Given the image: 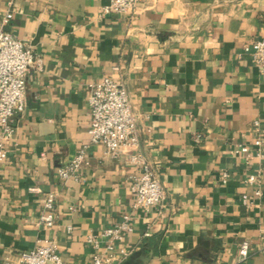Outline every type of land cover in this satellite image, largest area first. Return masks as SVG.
Returning a JSON list of instances; mask_svg holds the SVG:
<instances>
[{
    "label": "crops",
    "instance_id": "0c3cea01",
    "mask_svg": "<svg viewBox=\"0 0 264 264\" xmlns=\"http://www.w3.org/2000/svg\"><path fill=\"white\" fill-rule=\"evenodd\" d=\"M107 3L12 0L4 29L37 62L0 162V261L52 240L64 264H92L88 236L105 251L101 232L129 216L114 264L140 252L147 264H232L243 241L244 264H264V176L251 145L254 121L264 132V70L243 51L264 39V0H139L132 17L103 15ZM104 77L128 92L143 155L165 189L160 207L133 208L138 169L125 149L112 158L89 144L88 85ZM84 146L78 179L60 180ZM241 146L249 152L236 153ZM46 194L50 226L40 223Z\"/></svg>",
    "mask_w": 264,
    "mask_h": 264
},
{
    "label": "built area",
    "instance_id": "2783aa9c",
    "mask_svg": "<svg viewBox=\"0 0 264 264\" xmlns=\"http://www.w3.org/2000/svg\"><path fill=\"white\" fill-rule=\"evenodd\" d=\"M139 0H108L102 7V14H135ZM3 17L0 20V162L7 156L6 143L14 133V120L17 114L25 109L26 77L36 64V56L29 44L23 43L4 29L13 17L12 0L7 2ZM251 61L261 70H264V39L252 42L243 47ZM87 106L89 109V144L101 145L104 153L112 158H118L122 150L126 151L127 162L138 169L133 177L131 192L135 197L133 208L148 211L153 207H160L165 199V189L156 172L147 163L141 148L139 129L136 115L129 100L128 92L121 83H116L108 77L88 85ZM254 137L251 145L253 156L261 163L264 176V132L259 128V122L252 124ZM87 146L79 149L75 157L66 165L60 167L57 175L60 180L78 179V172L85 161ZM248 153L247 146H241L236 153ZM252 158L251 154L246 156ZM229 175L222 173L219 182L224 185ZM247 183H254V177H248ZM259 183V181H258ZM31 193L39 192L36 187L28 189ZM257 196L260 190L255 192ZM242 203L247 204L248 198L242 196ZM54 195L46 194L43 199V211L40 223L50 226L54 221ZM131 232V218L123 216L120 223L104 229L100 236L107 239L105 251L100 250L99 242L94 236H88L87 242L95 250L92 264H114L119 259L114 252L115 243L122 239L121 232ZM148 233H144L147 236ZM54 241H41L30 251L22 252L16 262L3 259L0 264H64L56 254ZM249 242L243 241L232 264H244L248 261ZM130 253H123L122 259Z\"/></svg>",
    "mask_w": 264,
    "mask_h": 264
},
{
    "label": "water",
    "instance_id": "95a60500",
    "mask_svg": "<svg viewBox=\"0 0 264 264\" xmlns=\"http://www.w3.org/2000/svg\"><path fill=\"white\" fill-rule=\"evenodd\" d=\"M150 260V257L145 256L143 252H140L136 255L130 256L126 261L122 264H147Z\"/></svg>",
    "mask_w": 264,
    "mask_h": 264
}]
</instances>
